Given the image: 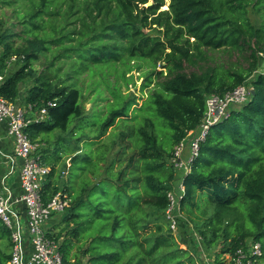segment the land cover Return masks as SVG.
Here are the masks:
<instances>
[{
	"label": "trees",
	"instance_id": "trees-1",
	"mask_svg": "<svg viewBox=\"0 0 264 264\" xmlns=\"http://www.w3.org/2000/svg\"><path fill=\"white\" fill-rule=\"evenodd\" d=\"M166 5L0 0V96L47 110V119L29 125L27 133L49 147L42 151L51 168L44 201L60 191L71 200L54 215H62L63 228L49 235L60 242L64 264H200L167 219L168 194L180 183L185 191L178 229L185 225L195 233L196 246L213 255L214 264L226 255L232 264L250 241L261 244L258 264H264V0ZM4 9H18L24 44L16 46V25L4 18ZM155 28L159 33L147 32ZM244 49L250 51L246 72L200 66L210 53ZM14 57L19 67L7 75ZM186 64L199 72L185 73ZM144 65L148 72L138 96L129 87L133 71ZM101 69L104 78L84 97L79 78ZM165 71L166 79L154 83ZM248 81V101L211 128L189 173L178 172L172 152L201 125L207 98ZM88 99L92 107L86 110ZM63 158L70 166L63 162L58 180L51 181ZM10 258L0 249V264Z\"/></svg>",
	"mask_w": 264,
	"mask_h": 264
},
{
	"label": "built area",
	"instance_id": "built-area-1",
	"mask_svg": "<svg viewBox=\"0 0 264 264\" xmlns=\"http://www.w3.org/2000/svg\"><path fill=\"white\" fill-rule=\"evenodd\" d=\"M15 61L14 57L9 63ZM4 79L0 75V86ZM250 92L251 88L243 85L207 98L201 125L197 130L188 132L172 152L170 163L178 172L189 173L190 164L198 157L200 145L211 128L228 119L233 108L245 104ZM45 119L46 108L34 111L31 105L21 106L0 96V122L6 123L8 135L14 140L12 154L0 152L6 160L4 173L0 175V221L10 236L11 258L8 264H64L60 242L49 236L47 226L54 215L69 208L71 200L64 191H60L49 201H44L43 187L48 183L51 168L42 162V144L33 141L27 133L29 125ZM13 177L20 180V197L13 194ZM184 191L185 187L180 183L168 194L170 206L167 219L173 231L178 229ZM262 256L261 244L250 241L236 251L232 264H258Z\"/></svg>",
	"mask_w": 264,
	"mask_h": 264
},
{
	"label": "rangeland",
	"instance_id": "rangeland-1",
	"mask_svg": "<svg viewBox=\"0 0 264 264\" xmlns=\"http://www.w3.org/2000/svg\"><path fill=\"white\" fill-rule=\"evenodd\" d=\"M171 0H166V7H164L163 9H168V5L170 4ZM16 10L18 9H4V18H6L7 20H9L11 22V25H16V27H13V33H16L19 35V37H15L13 38V40L16 42V46H20L22 44H24V39L26 38V34L23 33V31L25 30V27L20 26L19 24V20L18 18H16V14L14 13ZM252 19H255V16L252 17ZM148 33H152V34H156L159 33L158 29L155 28L153 30H148ZM1 52V49H0ZM211 58L209 59V61L203 62L200 64V66L202 68H207V67H217L218 69H231V70H243V71H247L249 69V55H250V51L247 49H244L243 52H231V51H218L216 53H210ZM19 67L18 64H14L12 63L11 66H9V71L7 72V75L12 73L13 71L17 70ZM35 70L40 71V67L38 65L35 66ZM106 70H95L94 72H86L83 75H81V77L79 78L78 82H79V88L81 90H83L84 93V97L89 96V88H94L96 87L97 83L102 81V79L104 78V72ZM148 72V67L146 65L142 66L141 69H135L133 71V75H134V80H135V84L130 85L129 90L132 93L137 94L138 96H141V87L142 84L144 83V74H146ZM192 72H199V68L197 67H193L190 66L188 64L185 65V73L190 74ZM260 72H264V64L262 66V68L260 69ZM112 75H109V78H112ZM167 77V72H164V76L161 78H158L156 80H154V83H157L159 81H163L165 80ZM250 81V79H249ZM249 81L247 83V87H250ZM122 84V82H121ZM30 86V82H27L23 85H21L20 88V99L22 100V98L25 97L26 91ZM154 87V84L151 85V88ZM122 90L126 91V88L124 86H122ZM144 97H146L145 94H143ZM107 96V94H106ZM21 106L22 103H21ZM85 109L89 110L92 107V103L90 102V100H86V102L84 103ZM36 115V113H34V116ZM55 140V138H54ZM44 144V143H43ZM43 149L42 151H44L45 149H48L49 147L44 144L42 145ZM63 162H66L68 164V166H70V163L68 160H66V158L62 159V162L57 166V171H56V175L51 179V181H57L59 178V175L63 172ZM183 176V174H181V177ZM67 178L64 179V182L67 183ZM64 182L60 181L59 184V188L62 190L63 189V185ZM62 215H57L54 216L51 219V224L49 226V230L52 234L55 233L58 234L61 229L63 228V225L61 224L62 222ZM2 225V222L0 221V249L5 251V252H11V247L10 246V240L7 239V236L4 232L7 231V229ZM174 235L176 236V238L178 239V241L180 242L182 248L186 249L189 248L191 249L194 254L197 257V261L200 264H214V256L205 252L200 246L197 247L196 246V234L192 233L191 230H189L185 225L181 226L178 230L173 231ZM5 235L4 237H1V235ZM10 237V236H9ZM9 242V243H8ZM230 257L228 255L223 257V263L222 264H229L230 262Z\"/></svg>",
	"mask_w": 264,
	"mask_h": 264
},
{
	"label": "crops",
	"instance_id": "crops-1",
	"mask_svg": "<svg viewBox=\"0 0 264 264\" xmlns=\"http://www.w3.org/2000/svg\"><path fill=\"white\" fill-rule=\"evenodd\" d=\"M13 151H14V140L8 135L6 123L0 122V152L6 155H10L13 153ZM5 163L6 160L3 159L2 156H0V175L4 173L6 166ZM12 191L16 197H20L22 195L20 180L17 177H13ZM50 224L47 226V230H49ZM10 247H11V243H10Z\"/></svg>",
	"mask_w": 264,
	"mask_h": 264
}]
</instances>
